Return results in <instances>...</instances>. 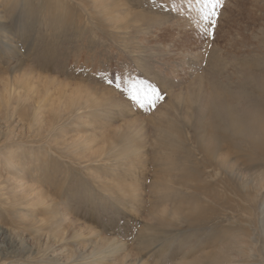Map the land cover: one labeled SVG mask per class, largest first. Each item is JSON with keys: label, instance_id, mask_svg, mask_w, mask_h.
<instances>
[{"label": "rangeland", "instance_id": "1", "mask_svg": "<svg viewBox=\"0 0 264 264\" xmlns=\"http://www.w3.org/2000/svg\"><path fill=\"white\" fill-rule=\"evenodd\" d=\"M221 3L0 0V264H264V0Z\"/></svg>", "mask_w": 264, "mask_h": 264}, {"label": "bare ground", "instance_id": "2", "mask_svg": "<svg viewBox=\"0 0 264 264\" xmlns=\"http://www.w3.org/2000/svg\"><path fill=\"white\" fill-rule=\"evenodd\" d=\"M120 6V5H119ZM110 10V9H109ZM111 11V10H110ZM113 11V10H112ZM111 11V12H112ZM109 12V11H108ZM101 15V14H99ZM104 16V15H103ZM112 20V19H111ZM115 21V19H114ZM118 23V22H117ZM116 23V24H117ZM120 26V25H119ZM117 28V27H116ZM211 59V58H210ZM77 64V63H76ZM113 66V65H112ZM70 68V67H69ZM80 68V67H79ZM249 70L252 71L253 68H251L250 66L247 67ZM76 69V68H75ZM102 69V68H101ZM259 69H262L264 70V66H262L261 68ZM97 71V70H96ZM115 76V75H114ZM46 78V77H45ZM69 78V77H68ZM34 77L30 78V79H26V81L23 82L22 85H16L14 86V92H16L17 90H24L25 92L27 93H32L36 90V88L38 87L37 84L35 82ZM44 80V79H42ZM47 80V79H46ZM94 80V79H93ZM35 81V82H34ZM38 81L40 82V79H38ZM46 82V81H45ZM41 83V82H40ZM74 102H72V104L69 106L70 108H73L74 107ZM117 106V105H116ZM210 118H208L207 120H209ZM192 127V126H191ZM241 127H245V126H239V127H236L234 128L231 133L234 134V133H237L239 131H242L240 128ZM217 128V126L213 123V122H206L203 117L201 120L198 121L197 124L194 125L193 127V132L194 134L192 135L191 137V141H193V144H196L198 147H197V151L195 150V152L201 156V159L200 161H196L198 164L197 166L198 167H201V166H209L211 165L214 160L216 159L215 156L213 155V152L205 145V141L208 139V138H214V133L213 131ZM244 135V134H248L250 136H252L253 138H255V135L257 134L255 130H245L243 131V133H239V135ZM200 135H202L201 137H199ZM234 138H238L237 136H235ZM234 138H231V136L229 137H224L223 138V142L226 144V148L230 151V152H242L241 151V146L242 144L244 143V140L243 138H240L239 140H237L238 143H234L233 140ZM129 139L130 137H127L126 138V142H125V145L128 144L129 142ZM187 139H182V143L183 144H186L187 143ZM254 144V140L253 139H247L246 140V145L247 147L251 146ZM176 155V154H174ZM195 157V156H194ZM195 159V158H193ZM196 164V163H195ZM222 167L224 168V170L227 172V164L226 163H223L222 164ZM193 174V177L196 179L198 177L199 179V173H196L195 170L194 172L192 173ZM9 177V176H8ZM14 178V177H12ZM134 191V189H133ZM219 239H217L218 241ZM222 243H219L218 245H216L211 252H208L207 253V258H211V259H215L217 260L219 257H223V255L227 252L228 250V245L226 244V242L224 241V239H220L218 242H221ZM52 255V254H51ZM52 256H55V255H52ZM51 256V257H52ZM44 257V256H43ZM36 258V257H35ZM46 259V258H45ZM45 259H42V257L38 260H35V261H31L32 264H55L53 263V260H45ZM16 260V259H15ZM14 260V261H15ZM27 260V259H26ZM20 261H23V262H20ZM29 261V260H28ZM6 262V261H5ZM30 262V263H31ZM56 262V261H55ZM221 262V261H220ZM226 262H232L230 260H226ZM225 261L222 262V263H226ZM4 263V261L2 262ZM7 263V262H6ZM10 262H8L9 264ZM15 264H29L24 260H16ZM60 264V263H58Z\"/></svg>", "mask_w": 264, "mask_h": 264}, {"label": "snow or ice", "instance_id": "3", "mask_svg": "<svg viewBox=\"0 0 264 264\" xmlns=\"http://www.w3.org/2000/svg\"><path fill=\"white\" fill-rule=\"evenodd\" d=\"M192 0H189V4L191 5ZM198 9L202 14V19L205 21H209L213 26L216 24L217 19L219 17V12L217 8L222 7L221 0H195ZM117 87H120L117 84ZM147 89L153 99L149 101L151 105H155L156 101L161 99V94L158 88L155 86L148 84L143 80H129L128 87L124 89V91L128 94V96L135 102H137L141 107H144V103L141 99V95L144 90Z\"/></svg>", "mask_w": 264, "mask_h": 264}]
</instances>
